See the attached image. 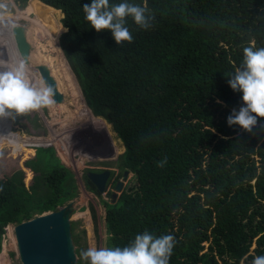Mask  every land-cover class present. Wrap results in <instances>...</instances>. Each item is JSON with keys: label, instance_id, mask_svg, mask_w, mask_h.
<instances>
[{"label": "trees", "instance_id": "obj_1", "mask_svg": "<svg viewBox=\"0 0 264 264\" xmlns=\"http://www.w3.org/2000/svg\"><path fill=\"white\" fill-rule=\"evenodd\" d=\"M41 1L24 11L57 13L99 131L125 146L119 176L133 173L103 199V264H264V0ZM5 130L0 149L26 158L0 176V253L9 224L79 193L54 146Z\"/></svg>", "mask_w": 264, "mask_h": 264}, {"label": "rangeland", "instance_id": "obj_2", "mask_svg": "<svg viewBox=\"0 0 264 264\" xmlns=\"http://www.w3.org/2000/svg\"><path fill=\"white\" fill-rule=\"evenodd\" d=\"M29 2L30 0L25 3L20 0H0V18L6 23H9V21H12V23L17 22V24L23 25L25 30L27 27L29 30H33L34 25L37 23L47 25L45 19L50 13L44 16L26 14L24 8ZM56 16L57 14L53 15L54 22ZM62 18L63 16L59 17L61 24ZM64 31L66 30H62L60 33L62 34ZM56 32L59 34L58 36L56 35V42L61 49L59 45L61 34L59 33L58 24ZM35 33L39 39L29 34L30 40L33 42H31V49H35L34 58L37 52V46H39L37 41L44 45L45 49L47 48L53 51L55 59L52 63L53 66H50V68L54 77L57 80H61L59 81L63 87L64 102L56 103L51 98L39 72H35L25 66L24 68L20 67V64L17 62L19 57L15 55V49L13 50V48L11 49V53L14 56L10 57V51L6 47L0 30V79L6 78L7 86L13 93L10 96H0V131L5 126V132H9L11 136L14 135L13 133H17L20 136L32 139L36 138L35 140L38 139L41 143L44 142L47 145L55 147L57 156L74 173L79 186V193L73 199L75 200V207L71 215L72 224L75 227L73 239L76 251L79 250V253L77 252V264H103L106 251L105 239L107 237L106 226L103 220V214L105 212L103 199L110 201L112 186L107 187L106 191L100 196L88 187L86 175L91 168L97 170L112 168L117 172L119 170V157L125 151V146L113 130L112 124H109L110 129L108 131H99L101 127L98 125V120L89 106L88 109L90 112L85 109L82 114L83 116H80L77 98L69 91L66 82L61 77L60 69L56 61V58L60 57L61 66L65 73L62 56L60 53H56L62 50L59 51L58 47L54 49L51 46L53 39L50 37V33L48 34L43 30L42 32L35 31ZM51 34H53L52 30ZM45 52L43 49V53ZM35 60L37 63L35 67L41 64L40 62L49 65L47 59L39 62L38 55ZM69 68L71 67L68 66ZM74 76L77 80L75 74ZM56 104H65L67 106L66 111L58 109ZM33 105L36 107V110L32 107ZM88 112L96 118L95 123L84 118V115ZM8 139L13 140V138L9 137ZM8 139L5 140L8 141ZM27 144L28 142H26ZM98 146L101 147L100 151H97V148H95ZM25 158V153L19 154L14 152L12 145L8 144V146H4L0 149V176L12 174L14 171L21 169L20 165L24 168ZM25 172L26 178H28L29 171L26 170ZM132 176L133 173L130 172L125 182L127 183ZM9 226L12 227L11 229L15 236V224H9L6 227V233L3 237L2 250H5L3 261H5L4 264H15L20 261V256L16 237H11L8 234ZM88 246H90L89 250L87 249Z\"/></svg>", "mask_w": 264, "mask_h": 264}, {"label": "water", "instance_id": "obj_3", "mask_svg": "<svg viewBox=\"0 0 264 264\" xmlns=\"http://www.w3.org/2000/svg\"><path fill=\"white\" fill-rule=\"evenodd\" d=\"M25 31L23 25L16 24L13 26L14 38L21 57L29 63L32 49ZM36 68L51 98L56 103L64 102V94L59 89L58 81L52 74L50 66L46 63H41L36 65ZM79 87L81 89L80 84ZM81 93L83 95L82 89ZM83 98L85 100L84 95ZM129 174L130 171L125 170L122 179L117 181L110 197L111 202H115L121 194ZM110 175V169H105L102 172L89 171L87 173V177L101 193L106 191ZM74 203L75 200L72 199L65 205L58 206L56 210L45 212L15 224L14 231L20 256V261L15 264H77V252L73 239L71 219L75 207Z\"/></svg>", "mask_w": 264, "mask_h": 264}, {"label": "bare ground", "instance_id": "obj_4", "mask_svg": "<svg viewBox=\"0 0 264 264\" xmlns=\"http://www.w3.org/2000/svg\"><path fill=\"white\" fill-rule=\"evenodd\" d=\"M49 13H50V15H48V17L45 19L46 20L45 22H47V25L46 24L43 25V23H37V24L34 25L33 30L32 29L29 30V28L27 27V29H26L25 32H26L27 40L29 41L30 44H31L32 41L30 40L29 34H30V36L32 35L34 38H38V36L36 35L35 31L36 32H42V30H43L44 32H46L48 34L50 33V37H52V39H53L51 46L54 47V49H55V48L58 47L57 42H56V35L58 36L59 34H58V32H56L57 23L54 22L53 15L54 14H57V13L54 12V11H49ZM0 20H2V18H0ZM16 24H17V22L16 23H14V22L12 23V21L11 22L9 21V23H6L3 20L0 21V30L2 32V36H3L4 42L6 44V47L10 51V53H9L10 54V57H13L14 56V54L11 53V49L13 48V50L15 49V55H18L17 57H19L17 59V62L20 64V67L24 68V66H25V67H27L29 69L34 70L35 72H38L37 68L35 67V64H37L36 63V60H35V58H36L37 55L39 56V62L40 61H44V60L47 59L49 61V66H53L52 63L54 62V59H55V57L53 55V51L51 49H47V48L45 49V46L42 45L41 43H39L38 41H37V43L39 44V46H37V52L35 54V58H34L35 49L34 50H31L29 63L26 62V60L23 57H21V54H20V52L18 50V47L16 45V41H15V38H14V34H13V26L16 25ZM50 27H52V28H50ZM51 30L53 31V34H51ZM43 49L46 51L45 53H43ZM47 50H49L48 53H47ZM58 50L60 51L62 49H60L58 47ZM56 53H60L61 54V56H62V64H63V66L65 68V73H64L63 68L61 66L60 57H57L56 56L57 57L56 58V61H57L58 67L60 69L61 77L66 82L69 91L77 98V104H78V107H79V110H80L79 111V114H80V116H83L82 114L85 111V109H87L89 111L88 105L86 104V102H85V100L83 98V95L81 93V89L79 87V84H78L75 76H74V73H73L72 69L71 68L68 69V66H70V65L67 62V60H66V58L64 56L63 51L56 52ZM40 63H42V62H40ZM59 80L60 79L57 80L58 81V86H59V89L62 91L63 90V87H62V85L60 83L61 80L60 81ZM68 82H69L70 86H69ZM46 93H47V91H46ZM12 94H13L12 93V90H10L9 87L7 86V80H6V78L0 79V96H10ZM49 99L51 100L50 97H49ZM56 107L58 109H60L61 111H66V109H67V106L65 104H59ZM89 112L86 115H84V118H86V120H88V119L91 120L92 123H95V119L96 118L91 113H89ZM99 135H101V134H99ZM99 137H101V136H99ZM96 141H97V139H96ZM11 228H12L11 226L8 227V234L11 237H15ZM4 255H5V250L4 251L2 250V252L0 253V264H4V262H5V261H3Z\"/></svg>", "mask_w": 264, "mask_h": 264}, {"label": "flooded vegetation", "instance_id": "obj_5", "mask_svg": "<svg viewBox=\"0 0 264 264\" xmlns=\"http://www.w3.org/2000/svg\"><path fill=\"white\" fill-rule=\"evenodd\" d=\"M95 148H97V149H96L97 151H100V149H101L100 146L95 147ZM105 169H110V170H111V175H110V177H109V179H108L107 187H110V185H111V186H112V187H111V192H113L114 189H115V185H116L117 181L120 180V179H122L124 172H123V174L120 175V176H119L120 169L116 172V171L113 170L112 168H103V169H100V170L92 169V168H91V169L88 170V172H89V171L102 172V171H104ZM88 172H87V173H88ZM115 175H116L117 177H119L117 180H116V176H115ZM113 182H114V183H113ZM108 192H109V191H108Z\"/></svg>", "mask_w": 264, "mask_h": 264}]
</instances>
